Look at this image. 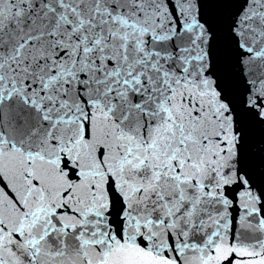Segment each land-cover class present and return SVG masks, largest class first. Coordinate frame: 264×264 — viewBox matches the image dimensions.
Listing matches in <instances>:
<instances>
[{"label":"snow or ice","instance_id":"obj_1","mask_svg":"<svg viewBox=\"0 0 264 264\" xmlns=\"http://www.w3.org/2000/svg\"><path fill=\"white\" fill-rule=\"evenodd\" d=\"M0 264H264V0H0Z\"/></svg>","mask_w":264,"mask_h":264}]
</instances>
